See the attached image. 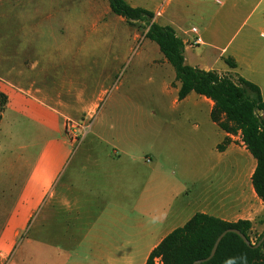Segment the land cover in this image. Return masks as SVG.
Instances as JSON below:
<instances>
[{
  "label": "crops",
  "instance_id": "crops-1",
  "mask_svg": "<svg viewBox=\"0 0 264 264\" xmlns=\"http://www.w3.org/2000/svg\"><path fill=\"white\" fill-rule=\"evenodd\" d=\"M215 1L221 7L217 12L225 15L248 3ZM148 10L155 14L157 9ZM191 27L183 33L172 27L184 50L192 47L188 40L200 36L197 27L196 34ZM203 43L201 38L193 47ZM211 43L218 54L207 51L193 65L184 55V62L233 81L243 78L256 84L264 96V9L261 19L236 41L231 36L221 45L216 40ZM224 54L223 65L215 68ZM137 56L138 67L154 69L159 78L151 79L154 89L148 94L150 110L142 133L133 131L137 116L111 114L112 108L123 105L139 107L137 101L119 94L106 104L95 131L90 124L74 141L66 135L56 106L35 93L38 87L0 79V91L8 98L0 120V147L6 151L9 169L0 183L12 179V167L21 181L6 227L0 230L1 255L14 242L31 241L26 234L20 237L31 229L26 225L33 218L35 246L56 250V264H145L162 238L197 212L228 222L246 219L251 225H263L264 202L251 182L256 160L240 133L226 132L210 118L211 99L194 91L178 98L180 83L163 54ZM37 66L35 60L31 68ZM52 76L58 81L51 85L61 91L76 86L72 73ZM101 102L99 94L94 107ZM225 138L228 142L218 149Z\"/></svg>",
  "mask_w": 264,
  "mask_h": 264
},
{
  "label": "rangeland",
  "instance_id": "rangeland-1",
  "mask_svg": "<svg viewBox=\"0 0 264 264\" xmlns=\"http://www.w3.org/2000/svg\"><path fill=\"white\" fill-rule=\"evenodd\" d=\"M130 4L157 9L153 20L171 25L179 33L191 26L197 27L204 43L193 47V41L188 40L192 47H185L183 54L192 65L207 51L218 54L212 41L221 45L231 36L233 42L239 39L254 21L261 19L264 9V0H248L246 5L226 15L217 12L221 7L215 0H132ZM106 12L109 14L105 20L98 22L97 17H103ZM216 13L218 16H214ZM146 28L144 22L128 24L112 13L107 0H0V79L38 87L40 90L35 93L56 106L64 121L69 119L79 125L72 128L76 137L90 124L95 131L94 125L106 113V104L119 94L137 101L139 107L123 105L121 109L112 108L111 114L137 116L139 122L133 131L145 132V118L150 110L146 102L154 89L151 79L159 78L154 69L138 67L137 55H162L157 44L144 37ZM226 56L217 58L215 68L223 65ZM35 60L37 68H31ZM63 72L76 76V86H65L61 91V87L51 85L58 81L52 74ZM99 94L102 102L97 108L94 104ZM5 154L0 147V178L9 171ZM11 170L12 179L0 183V230L6 227V217L21 184L17 169ZM34 221L31 219L26 225L31 229L24 230L20 237L26 234L31 241L14 242L8 252L0 254V264H56V250L35 246ZM263 230L264 223L251 225L250 242L255 243Z\"/></svg>",
  "mask_w": 264,
  "mask_h": 264
},
{
  "label": "trees",
  "instance_id": "trees-1",
  "mask_svg": "<svg viewBox=\"0 0 264 264\" xmlns=\"http://www.w3.org/2000/svg\"><path fill=\"white\" fill-rule=\"evenodd\" d=\"M107 1L110 11L127 23L141 21L147 25L144 37L157 44L159 51L173 67L175 79L180 83L178 98L194 91L211 99L213 108L210 118L226 132L240 133L243 144L256 160L251 182L255 193L264 202V96L259 87L243 78L233 81L214 70L186 64L182 39L170 25H161L153 20V11L132 6L126 0ZM225 61L235 66L234 62L228 59ZM7 100L6 94L0 91V120ZM227 142L228 138H225L218 149H222ZM227 228H237L250 240L249 220L228 222L197 212L182 226L163 237L150 251L145 264H191L196 259L206 257L216 237ZM201 264H264V240L258 247H253L247 245L236 233L227 232L219 241L212 258Z\"/></svg>",
  "mask_w": 264,
  "mask_h": 264
},
{
  "label": "water",
  "instance_id": "water-1",
  "mask_svg": "<svg viewBox=\"0 0 264 264\" xmlns=\"http://www.w3.org/2000/svg\"><path fill=\"white\" fill-rule=\"evenodd\" d=\"M227 232H233V233H236L237 235L240 236V238L247 244V245H252L253 247H258L264 240V231L261 235V237L258 239V241L255 243V244H252L250 242V240L240 231L238 230L237 228H227L225 230H223L215 239L214 241V244L212 246V249L210 251V253L204 257V258H200V259H196L194 260L191 264H201V263H204L206 261H208L209 259L212 258V256L214 255L215 251H216V248H217V245L219 243V241L221 240V238L227 233Z\"/></svg>",
  "mask_w": 264,
  "mask_h": 264
},
{
  "label": "built area",
  "instance_id": "built-area-1",
  "mask_svg": "<svg viewBox=\"0 0 264 264\" xmlns=\"http://www.w3.org/2000/svg\"><path fill=\"white\" fill-rule=\"evenodd\" d=\"M158 14H159V12H158ZM190 30L194 34H196V32H197L195 27H191ZM192 41H193L194 44L195 43H200L201 42V38H200V36L197 35V36H195V38ZM78 126H79L78 124H75L73 121H71L69 119H65V121H64L65 132H66L67 135H69L71 137L70 139H72L74 141L77 140V137L73 133L72 128L74 129L75 127H78Z\"/></svg>",
  "mask_w": 264,
  "mask_h": 264
}]
</instances>
